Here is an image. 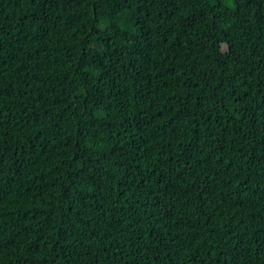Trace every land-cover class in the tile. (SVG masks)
I'll return each instance as SVG.
<instances>
[{
	"label": "trees",
	"instance_id": "trees-1",
	"mask_svg": "<svg viewBox=\"0 0 264 264\" xmlns=\"http://www.w3.org/2000/svg\"><path fill=\"white\" fill-rule=\"evenodd\" d=\"M0 264H264V0H0Z\"/></svg>",
	"mask_w": 264,
	"mask_h": 264
}]
</instances>
